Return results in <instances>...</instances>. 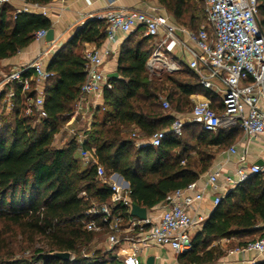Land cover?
I'll return each mask as SVG.
<instances>
[{
	"label": "trees",
	"instance_id": "trees-1",
	"mask_svg": "<svg viewBox=\"0 0 264 264\" xmlns=\"http://www.w3.org/2000/svg\"><path fill=\"white\" fill-rule=\"evenodd\" d=\"M24 1L43 5L51 0ZM157 2L181 26L196 30L204 21L201 0ZM9 3L0 5V60L28 46L36 30L51 25L44 14L14 12ZM256 15L264 27V0H256ZM104 36V20L91 18L78 25L71 38L53 52L47 64L51 75L43 88L44 118L37 120L35 115L24 113L20 88L14 85V106L7 113L11 118L0 121V219L6 223V232L16 227L29 239L42 236L47 249H36L29 260H12L8 244L0 239V264H123L109 250L80 254L79 244L91 241L97 234L83 228L84 221L90 218L86 210L91 201L109 203V189L99 183L93 168L80 162L72 138L61 147L52 143L62 123L59 115L71 110L84 81V60L75 50L83 41L100 42ZM152 48L151 37L140 28L124 37L117 57V76L108 77L110 85L102 91V102L93 112L84 141L106 174L117 172L128 181L131 202L147 209L172 190L196 180L210 166L212 146L223 139L219 128L210 132L196 122H188L179 135L167 134L158 146L134 145L136 138L130 137L134 128L148 139L154 131L169 125L173 112L190 110L192 93L212 98L211 91L186 65L150 77L145 62ZM33 94L30 86L26 95ZM162 96L169 102L168 110L161 106ZM100 108L102 116L97 118ZM2 112L0 103V115ZM111 208L124 218L129 216L125 206ZM263 223L264 171L252 174L226 192L191 237V249L178 257H185L186 262L211 261L222 254L216 245L206 249L214 239L253 234L262 230ZM53 250L70 251V260L47 255Z\"/></svg>",
	"mask_w": 264,
	"mask_h": 264
},
{
	"label": "built area",
	"instance_id": "built-area-1",
	"mask_svg": "<svg viewBox=\"0 0 264 264\" xmlns=\"http://www.w3.org/2000/svg\"><path fill=\"white\" fill-rule=\"evenodd\" d=\"M11 0H0V5ZM204 22L198 29L169 21L167 14H152L136 8L108 9L92 15V18L104 20L105 44L85 50L84 81L80 93L73 104L70 120L64 124V130L76 144V151L81 163L93 168L100 184L109 189V203L91 201L86 210L90 218L83 223L86 230H103L107 234V249L123 264H140V254L148 242L168 244L178 255L191 249L189 230L197 223L190 213L202 192L193 195L186 193L196 188L195 182L176 188L167 193L160 205L158 216L146 214L138 219L129 214L131 200L129 186H122L106 174L103 166L95 160L84 146L90 130L92 114L99 105L102 91L110 84L102 70L104 59L112 52L110 43L116 41V33L127 35L140 28L144 35L151 37L153 48L146 59L145 66L150 74L156 71L172 72L181 67V62L171 55V48L177 47L186 60V66L197 75L200 84L209 90L222 92V112H217L209 98L202 97L191 104L188 112L175 115L165 128L154 131L147 140L137 145L158 146L167 135H179L184 124L198 123L202 129L214 132L220 126L238 125L247 137H254L264 132V27L256 15V0H201ZM29 6L17 9L28 11ZM46 29L34 32V39L43 37ZM59 46L50 40L34 58L19 66H14L0 81L1 109L10 111L14 106L15 88H20L25 114H33L41 119L46 116L43 107L44 97L41 89H35L33 95H26L30 89V78L24 72L32 71L36 83H44L51 72L44 67L43 58L53 53ZM216 82V84L214 83ZM163 109H169V102L160 97ZM234 151V146H229ZM264 171V157L261 163L241 164L232 173H223L220 168L208 172L206 182L217 186L222 176L226 189H231L252 174ZM84 191L80 192L83 195ZM224 193L213 197V204L219 202ZM125 206L129 214H122L111 207ZM96 217L97 221L93 218ZM235 250L264 251V233L260 237L247 241ZM35 264H41L37 262ZM249 264H256L250 260Z\"/></svg>",
	"mask_w": 264,
	"mask_h": 264
},
{
	"label": "crops",
	"instance_id": "crops-1",
	"mask_svg": "<svg viewBox=\"0 0 264 264\" xmlns=\"http://www.w3.org/2000/svg\"><path fill=\"white\" fill-rule=\"evenodd\" d=\"M9 4L12 10L17 12V9L21 8L23 5H29L30 3L24 0H11ZM128 8H136L152 14H167L169 16L164 7L161 6L157 0H51L46 4L36 7L29 6L28 11L42 13L50 19V27L53 29L54 35L53 40L57 41L59 46H61L71 38L75 28L86 20L91 19L92 15L99 12H104L108 9ZM169 21L176 23L170 16ZM125 36L126 35L117 32L116 41L114 43H110L112 52L104 59L102 63V70L106 76L108 73L117 72L116 66L119 47ZM48 42L49 41L44 39V36L38 40L34 39L28 46L20 49L14 55L1 59L0 74H3V77L0 79V81L14 66L24 64L34 58L40 50L47 46ZM104 44L105 36L100 42L83 41L75 50V52L82 56L85 50L99 47ZM171 49L170 55L175 60L180 61L182 65H186V60L183 56H181L179 49L177 47H173V45ZM52 54L53 53H50L43 58L44 67L47 68V64L49 63ZM182 65L177 70H180ZM5 68L6 72L4 73L3 70ZM147 72L150 77L153 76L148 70ZM27 75L30 78L31 89L33 91L35 89H41L43 92L45 82L36 83L34 80V74L30 70L28 71ZM156 77H158V75ZM214 83L216 84V82ZM210 91L212 93V98L207 97L201 92H196L192 93L189 96V99L192 101L191 103H193L202 97H207L209 98L210 103L215 108V110L221 113L223 108L221 103L222 92L220 90ZM101 102L102 98L98 100V104ZM261 104H264L263 100H261ZM72 108L70 111L59 115V118L62 120L61 127L53 135L54 137L52 140V143L55 144L56 147L63 146L62 144L64 141H67L71 138L67 135L63 126L70 120V116L73 115L71 114ZM3 112L8 113L9 111L3 110ZM173 115L175 116L178 114L173 112ZM218 130H221L223 139L221 143L212 146L213 157L210 166L204 172L200 173L197 179L194 180L196 188L188 189L186 191V193L190 195H193L199 191L202 192L201 199L195 202L193 209L190 211L191 215L196 220H198L197 223L189 230L191 237H193L201 229L203 222L214 208L215 205L213 204V197L220 193L225 194L230 190L225 188L222 176H219L216 187H212L211 185L207 184L206 178L208 172L212 171L213 169L220 168L221 172L223 173H232L237 166L241 164L248 165L258 163L264 157V132L254 137H247L244 135L243 131L238 125L220 126ZM131 133L134 135V137H136V140L134 141L135 146H138L137 142L141 140H147L141 136V133L137 127L134 128ZM231 145L234 146V151L229 150V146ZM110 177L113 181L122 186H129L128 181L117 172H111ZM162 201L149 209L146 208V214L153 217L158 216ZM260 225L262 226V230L256 232L259 233L258 237L264 233V223ZM254 235L255 233L214 239L206 247V249L212 245H216L222 250V254L211 261H205L201 263L191 261L186 262L185 257H178V255L168 244L161 245L148 242L147 245L142 248V252L140 254V264H145V258L149 255L154 257L153 264H249V261L252 259L255 260L256 264H264V251L257 253L255 251L235 250L236 247L242 245L240 242L250 241L258 238H250Z\"/></svg>",
	"mask_w": 264,
	"mask_h": 264
},
{
	"label": "rangeland",
	"instance_id": "rangeland-1",
	"mask_svg": "<svg viewBox=\"0 0 264 264\" xmlns=\"http://www.w3.org/2000/svg\"><path fill=\"white\" fill-rule=\"evenodd\" d=\"M204 21L201 20L200 24H202ZM140 36V35H139ZM4 73L6 72V68L3 70ZM174 72V71H172ZM157 74H152V77H156L158 75L161 76L162 74L171 73L167 71H163L162 69L156 71ZM3 77V74H0V79ZM163 95V94H161ZM192 101L190 100V103ZM102 109H99V112L97 113V118H101L102 116ZM10 115L6 112H2L0 115V121L5 120L8 121L10 119ZM61 127V126H60ZM59 127V128H60ZM62 134V133H61ZM64 135V134H63ZM54 137V136H53ZM130 137H134L132 133H130ZM136 138V137H135ZM53 140V138H52ZM68 141V140H67ZM67 141H64L62 145H64ZM55 146V144H53ZM81 162V161H80ZM5 222L0 219V239L4 240L6 244H8V249L11 250V259H25L29 260L32 254L38 250H46V243L44 241V238L42 236H35L32 239H29V237L25 234L20 233V231L13 227L12 231L6 232L5 231ZM97 234L92 238L91 241L83 242L80 246V254L82 256L91 255L93 251L100 250V251H106L107 249V234L103 230H96L94 231ZM259 233H255L253 237L250 238H256L258 237Z\"/></svg>",
	"mask_w": 264,
	"mask_h": 264
},
{
	"label": "water",
	"instance_id": "water-1",
	"mask_svg": "<svg viewBox=\"0 0 264 264\" xmlns=\"http://www.w3.org/2000/svg\"><path fill=\"white\" fill-rule=\"evenodd\" d=\"M53 36H54L53 29L51 27L47 28L44 34V39L46 41H50L53 39ZM116 76H117V72H111L107 74V77H116ZM258 163H261V161H259ZM129 214L131 216L137 217L138 219H144L146 217V207L132 202L130 205ZM47 255L63 261H68L71 258V252L68 250H53L48 252ZM153 259L154 257L152 255L147 256L145 258V264H153Z\"/></svg>",
	"mask_w": 264,
	"mask_h": 264
}]
</instances>
